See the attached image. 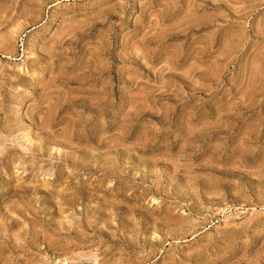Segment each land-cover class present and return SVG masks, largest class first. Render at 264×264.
<instances>
[{
  "label": "rangeland",
  "instance_id": "obj_1",
  "mask_svg": "<svg viewBox=\"0 0 264 264\" xmlns=\"http://www.w3.org/2000/svg\"><path fill=\"white\" fill-rule=\"evenodd\" d=\"M0 264H264V0H0Z\"/></svg>",
  "mask_w": 264,
  "mask_h": 264
}]
</instances>
